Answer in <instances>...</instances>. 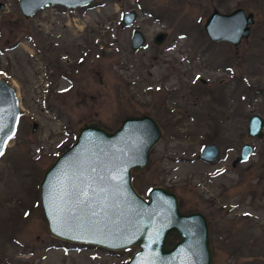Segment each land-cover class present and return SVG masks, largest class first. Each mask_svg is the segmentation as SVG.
I'll list each match as a JSON object with an SVG mask.
<instances>
[{
    "label": "rangeland",
    "instance_id": "1",
    "mask_svg": "<svg viewBox=\"0 0 264 264\" xmlns=\"http://www.w3.org/2000/svg\"><path fill=\"white\" fill-rule=\"evenodd\" d=\"M0 79L19 111L0 155V264H123L135 247L107 250L63 241L45 228L38 205L42 172L97 121L111 131L126 115L148 114L161 134L145 168L131 171L143 198L154 186L181 212L205 216L211 264H264V0H93L47 6L28 18L17 0H0ZM252 12L249 36L212 42L202 24L216 9ZM136 12L132 26L120 15ZM136 27L145 46L132 51ZM166 33L160 44L152 38ZM261 137L247 136L250 114ZM35 128L31 129V124ZM214 143L218 156L197 157ZM248 158L234 166L241 144Z\"/></svg>",
    "mask_w": 264,
    "mask_h": 264
},
{
    "label": "water",
    "instance_id": "2",
    "mask_svg": "<svg viewBox=\"0 0 264 264\" xmlns=\"http://www.w3.org/2000/svg\"><path fill=\"white\" fill-rule=\"evenodd\" d=\"M93 0H17L20 14L28 18L47 6L74 9ZM0 3V8H1ZM134 10L120 15L119 27L133 25ZM253 13L236 7L221 13L212 9L202 29L208 40L237 45L249 35ZM166 33L153 37L159 44ZM132 51L145 46L143 34L134 28L130 34ZM19 111L12 87L0 79V151L15 131ZM31 124V129L35 128ZM263 121L249 115L246 135L261 137ZM161 134L157 122L148 114L126 115L113 130L97 121L83 122L74 139L45 167L38 182V205L46 231L63 241L89 244L107 250L135 247L123 264H211L205 216L199 211L181 212L177 196L154 186L147 199L131 185V171L141 172L148 152ZM252 145L243 143L234 166L245 161ZM219 149L204 144L197 155L214 161Z\"/></svg>",
    "mask_w": 264,
    "mask_h": 264
},
{
    "label": "flooded vegetation",
    "instance_id": "3",
    "mask_svg": "<svg viewBox=\"0 0 264 264\" xmlns=\"http://www.w3.org/2000/svg\"><path fill=\"white\" fill-rule=\"evenodd\" d=\"M247 12H248V11H247ZM253 17H254V15H253ZM253 22H254V21H253ZM252 24H253V23H252ZM252 24H251V25H252ZM251 25H250V26H251ZM250 26H249V33H250ZM134 28H136V27H134ZM134 28H133V29H134ZM132 31H133V30H132ZM132 31H131V32H132ZM248 36H249V35H248ZM248 36H247V37H248ZM247 37H246V38H247ZM246 38H245V39H246ZM243 39H244V38H243ZM152 43H153V38H152ZM160 43H161V42H160ZM160 43H159V44H160ZM226 43H228V42H226ZM153 44H154V43H153ZM228 44H230V43H228ZM230 45H231V44H230ZM233 46H235V45H233Z\"/></svg>",
    "mask_w": 264,
    "mask_h": 264
},
{
    "label": "snow or ice",
    "instance_id": "4",
    "mask_svg": "<svg viewBox=\"0 0 264 264\" xmlns=\"http://www.w3.org/2000/svg\"><path fill=\"white\" fill-rule=\"evenodd\" d=\"M0 130H2V128H0ZM3 153H2V151H0V155H2Z\"/></svg>",
    "mask_w": 264,
    "mask_h": 264
}]
</instances>
